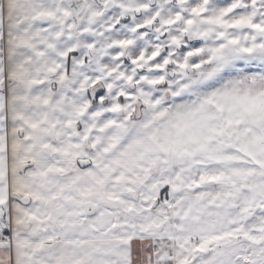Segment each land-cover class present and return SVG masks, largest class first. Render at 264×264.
Listing matches in <instances>:
<instances>
[{
  "label": "snow or ice",
  "instance_id": "6c2138e0",
  "mask_svg": "<svg viewBox=\"0 0 264 264\" xmlns=\"http://www.w3.org/2000/svg\"><path fill=\"white\" fill-rule=\"evenodd\" d=\"M0 264H264V0H0Z\"/></svg>",
  "mask_w": 264,
  "mask_h": 264
}]
</instances>
